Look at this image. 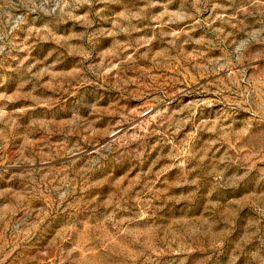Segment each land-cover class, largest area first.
Masks as SVG:
<instances>
[{
  "label": "rangeland",
  "instance_id": "obj_1",
  "mask_svg": "<svg viewBox=\"0 0 264 264\" xmlns=\"http://www.w3.org/2000/svg\"><path fill=\"white\" fill-rule=\"evenodd\" d=\"M0 264H264V0H0Z\"/></svg>",
  "mask_w": 264,
  "mask_h": 264
}]
</instances>
